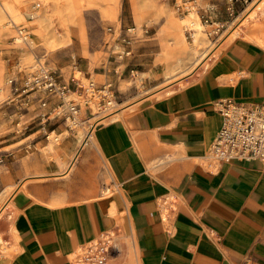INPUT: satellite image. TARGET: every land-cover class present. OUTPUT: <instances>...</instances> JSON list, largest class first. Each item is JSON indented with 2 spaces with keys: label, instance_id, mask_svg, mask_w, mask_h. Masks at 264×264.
<instances>
[{
  "label": "crops",
  "instance_id": "1",
  "mask_svg": "<svg viewBox=\"0 0 264 264\" xmlns=\"http://www.w3.org/2000/svg\"><path fill=\"white\" fill-rule=\"evenodd\" d=\"M198 1L213 27L239 13L247 0ZM171 19L170 14L161 28L171 31L166 79L197 58L175 39ZM233 33L182 86L121 104L124 109L96 123L89 136L71 130L62 140L59 161L37 151V172L25 173L16 154H5L0 189L15 190L9 198L12 253L1 264H72L81 247L108 230L130 237L136 264H264V163L216 164L205 157L222 125L217 100L255 104L264 99V45L244 35L231 38ZM204 43L201 38L200 49ZM188 55L194 56L191 62ZM119 69L115 58L101 74L119 83L126 71ZM58 75L73 88V79ZM41 98L48 99L44 108ZM55 102L41 93L28 107L25 131L37 134L36 149L46 134L70 130L61 116L46 121L37 116ZM62 196L63 202L57 199ZM127 247L124 241L113 264H126Z\"/></svg>",
  "mask_w": 264,
  "mask_h": 264
},
{
  "label": "rangeland",
  "instance_id": "2",
  "mask_svg": "<svg viewBox=\"0 0 264 264\" xmlns=\"http://www.w3.org/2000/svg\"><path fill=\"white\" fill-rule=\"evenodd\" d=\"M8 1L13 5L14 10L2 9L3 14L0 17V156L4 157L9 153L16 154L17 160L15 161L23 166L25 173L37 172L34 168L37 151L51 162L59 161L58 152L62 140L69 135L71 130H78L81 135L83 131H88L95 121L97 123L106 121L104 119L108 115L101 117L105 114L103 112L91 115L87 109H84L82 112L84 119L89 121L87 124L83 122L82 125L69 131L64 129L60 135L50 132L37 145L38 149L34 148L33 144L37 134L30 135V131H25V129L18 131L20 126H16L14 121L15 115L8 78L16 73L17 64H32L34 55H37L57 75L62 72L66 80L76 77L84 85L90 80L98 85L111 83L117 109L123 105L139 102L145 97L158 96L155 92L169 84L173 88L183 84L184 78L193 74L202 65H207L216 56L222 43L226 42V38L240 25L242 26L230 36L231 38L244 35L264 45V39L258 38L254 32L264 34V0H247L239 13L227 22L219 24V29L213 32L212 29H216L217 26L216 24L213 27L209 26L201 18L200 8L203 2L198 0L186 17L183 16L189 11L180 14L174 5L175 0ZM35 2H39L40 7L35 17L29 20L26 14ZM170 14L172 17L170 27L174 31L175 39L178 41L179 34H183L182 46L193 51L197 44L196 37L205 38V43L198 53H194L197 58L191 67L166 79L165 71L172 61L169 56L172 50L169 41L171 31L167 28L162 31L161 28L165 27L167 16ZM148 18L151 19L148 20ZM257 19L261 27H255ZM20 24L29 25L32 32L33 50L14 41L16 25ZM127 40L130 42L127 43ZM127 51L130 53H126ZM115 58L119 63V70L126 69L119 83L111 79L107 80L105 75L101 74L108 63L114 61ZM192 58H194L193 55H188L186 62H191ZM19 61L21 63H18ZM86 70L90 74H87ZM68 95L79 98L76 93ZM94 107L96 111L97 105L94 104ZM137 107L138 105L127 108L119 117L125 116ZM68 124L70 121H66V125ZM30 144L31 148L26 150V146ZM210 162L213 161L210 160ZM5 169L4 159L0 162L1 177ZM110 180L109 175L105 173L106 183ZM13 188L11 186L4 190L0 189V209L6 206V203L8 204L10 194L15 190ZM57 199L61 202L65 201L63 196ZM10 216V205H8L0 215V235H3L7 241L4 247L0 246V264L2 257L12 253ZM122 240L128 243L129 252L125 254L126 264H136L130 237L124 235ZM113 262L114 260L111 264Z\"/></svg>",
  "mask_w": 264,
  "mask_h": 264
},
{
  "label": "built area",
  "instance_id": "3",
  "mask_svg": "<svg viewBox=\"0 0 264 264\" xmlns=\"http://www.w3.org/2000/svg\"><path fill=\"white\" fill-rule=\"evenodd\" d=\"M197 0H175L174 5L180 14L188 12ZM40 3L35 2L26 14L31 20L35 17ZM201 18L208 24L209 18L202 13ZM218 30L220 25H216ZM14 41L33 50L32 32L29 25H16ZM130 40H127L129 43ZM126 53H130L127 51ZM18 63H21L20 61ZM17 71L8 78L14 108V121L20 126L18 131L27 127L29 118L26 112L32 99L44 93L56 98L55 105L50 111L39 113L40 120L46 121L51 116H61L63 120L70 121L67 125L74 129L82 125L84 119L79 117V112L87 109L91 115L105 113L102 117L112 113L116 100L111 88V83L98 85L90 80L86 85L76 77L73 78V88L63 83L56 72L46 66L42 58L34 55V61L29 65L17 64ZM69 93H76L77 97H69ZM84 103V106H82ZM47 98L40 99L41 107H46ZM94 104L97 105L95 111ZM218 111L222 115V125L205 155L208 161L214 163L229 162L235 159H258L264 163V99L255 104L236 101L233 98H222L215 102ZM81 116V115H80ZM100 119V118H98ZM97 122L93 123L95 125ZM91 125V127H92ZM31 144L26 146V150ZM4 157L0 156V162ZM198 162V158H193ZM173 204L165 206V212ZM123 234L117 230H108L90 243L81 247L73 256L72 264H111L122 251L124 241Z\"/></svg>",
  "mask_w": 264,
  "mask_h": 264
},
{
  "label": "bare ground",
  "instance_id": "4",
  "mask_svg": "<svg viewBox=\"0 0 264 264\" xmlns=\"http://www.w3.org/2000/svg\"><path fill=\"white\" fill-rule=\"evenodd\" d=\"M2 7V8H1ZM7 8L8 9H10V10H14V7H13V5L8 1V0H0V17L2 16V14H3V12H2V9H4L5 11L7 10ZM190 11L191 10H189V12L188 13H186L183 17H186V16H188L189 14H190ZM263 12H264V10H263ZM255 15H258V14H255ZM198 16V15H197ZM261 16V15H260ZM11 18V17H10ZM200 20V19H199ZM9 22V21H8ZM194 22V21H193ZM201 22V21H200ZM201 24H202V22H201ZM178 25H180L179 23H178ZM191 25H194V24H191ZM203 25V24H202ZM262 25L259 23V21H258V19H257V23H256V26L255 27H261ZM239 28V27H238ZM263 28V27H262ZM190 29H191V27H190ZM236 30V29H235ZM234 30V31H235ZM258 30V29H257ZM261 30V29H260ZM233 31V32H234ZM251 32V31H250ZM236 33V32H235ZM257 36H258V38H260L261 40L262 39H264V34H263V32H258L257 31ZM200 34V33H199ZM191 36H192V32H191ZM198 36V35H197ZM196 39V45L194 46V48H193V51H194V53H198L199 52V49H200V43H201V39H200V37H196L195 38ZM178 41L180 42V43H182V41H183V34L182 33H180L179 34V38H178ZM199 56V55H198ZM208 65V64H207ZM207 65H205V66H207ZM200 67V66H199ZM199 69V68H198ZM170 74V73H169ZM168 74V75H169ZM191 76V75H190ZM184 82V81H183ZM182 84V83H181ZM180 84V85H181ZM172 85V84H171ZM182 86V85H181ZM180 86V87H181ZM174 88L172 87V86H170V84L168 85V86H164V87H162V88H160L158 91H157V93L159 94V95H164V94H166V93H169V92H171L172 90H173ZM115 106H116V103H115ZM126 108V107H125ZM118 110H119V112L121 111V110H123L124 109V107H119V108H117ZM117 109H116V107L112 110V113L111 114H109L108 116H110V115H112L113 113H115L116 111H117ZM122 113V112H121ZM108 116H106V117H108ZM99 117V116H98ZM97 117V118H98ZM102 117V116H101ZM95 118V117H94ZM93 118V119H94ZM97 118H95V119H97ZM94 125H92V127H93ZM92 127H90V129L92 128ZM88 130L87 131V135L90 133V131L91 130ZM89 136V135H88ZM84 140V139H83ZM87 140V139H86ZM11 204V200L9 199V201H8V204L6 203V206H4V207H2L1 209H0V215L4 212V210L7 208V206L8 205H10ZM12 230V229H11ZM7 243V241H6V239L5 238H3V235L1 236L0 235V246H2V247H4L5 246V244ZM4 244V245H3ZM126 252H128V247H127V250H126ZM126 254V253H125ZM117 258V257H116ZM116 258H114L113 260H115Z\"/></svg>",
  "mask_w": 264,
  "mask_h": 264
}]
</instances>
